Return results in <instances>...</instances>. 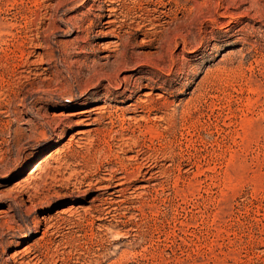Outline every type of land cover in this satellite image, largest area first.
Returning <instances> with one entry per match:
<instances>
[{
  "label": "rangeland",
  "instance_id": "obj_1",
  "mask_svg": "<svg viewBox=\"0 0 264 264\" xmlns=\"http://www.w3.org/2000/svg\"><path fill=\"white\" fill-rule=\"evenodd\" d=\"M104 5L0 0V264H264V0ZM119 56L167 107L124 133L77 116Z\"/></svg>",
  "mask_w": 264,
  "mask_h": 264
},
{
  "label": "bare ground",
  "instance_id": "obj_2",
  "mask_svg": "<svg viewBox=\"0 0 264 264\" xmlns=\"http://www.w3.org/2000/svg\"><path fill=\"white\" fill-rule=\"evenodd\" d=\"M117 2H118V0H105L104 7L102 9H100L103 12L106 13V14L104 13L105 15H104L103 18H108L109 19L108 22L102 24L103 25V29H110L114 24H116V23L113 22L114 20L112 21L111 19L115 16V14L118 11L116 9V7H114V6L117 5ZM100 18H101V16H100ZM110 45H113V44H110ZM111 47L112 46L108 45V47H106L105 50L106 51L110 50ZM106 59L109 60L110 57L108 56V57H106ZM126 64H127V62L124 59V56H121V57L119 56V58H116V60L113 63H111V64L108 62L107 64H104L102 66L100 64H96V65L93 66V68L90 71V75H89V79H88L89 82L93 83L95 81V82H97L96 87H103V88H104V86H103L104 82H107L108 88L109 87L112 88L113 86H115L118 83H120V85H118L119 89H117L113 93L110 92V90H107L108 92L100 100L96 97L100 93L99 90H98V92L91 93V94L89 92H85V95H88L86 97L87 100H91L92 99V100H95L96 102L102 100L104 102L105 106H102V107L97 106L96 108H92V110L84 109L79 114H77V116H81L82 115L81 117H83V118H85V119H87L89 121V120L92 119V117L94 115H97V116H99V118L97 120H94L95 123H97L98 125H101V124L103 125V122L105 120H107V121L109 120V122H107V124L105 123L106 121L104 123L106 125H108V126L111 125L114 128L117 118H115V116L109 112V109H110V104L109 103L111 102V98L112 97L118 98V99L125 98L126 101H130L126 108L118 107L117 110H116L117 112L121 111V115L118 116V118H119V121L123 125L122 129H120V130H122V133H124L126 131V128L124 127V125L126 123L130 124L129 122H132V121L134 123L137 122V117L140 115V113H152V111H159L162 115H165V113L167 112V107H166V103L160 104L161 101L163 100L162 98H159V100H158L160 102L159 103L160 106L156 107L155 104L152 101V99L154 98L153 93L145 94V95H139L138 94L139 90L141 89V88L139 89V85L140 84H139L138 80H134V79H131V78H126V77L120 78L119 74L122 71V67H124ZM26 66H30V65L27 64ZM139 73H141V71ZM148 80H149V84L146 85V87H152L151 84L154 85V84L157 83V82L155 83L154 79L151 78V77ZM73 103H74V101H73ZM129 115H133V116H129ZM161 120L163 122L165 121L164 118H161ZM113 132H114L113 129L108 130V132L102 138H99V141H105V142H107V144H109L108 139L111 140L113 138L111 136L113 134ZM82 134H83V132H82ZM129 140H131V139L123 138V141H129ZM145 168H147L148 171L145 174L141 173L140 176H142L143 178L146 177L149 174L150 170L153 169V166L151 164H145ZM125 172H126V170H125ZM133 172H135V171H133ZM129 173H131V172H129ZM126 174H127V172H126ZM124 176H125V174H124ZM130 176H131V174H130ZM133 177L134 176H132V178ZM126 179L127 178H123V177L118 179L117 182H120V184H118L117 186L119 188L123 187L125 185L124 181ZM117 193H122V192H121V190H119V191L115 192V194H117Z\"/></svg>",
  "mask_w": 264,
  "mask_h": 264
}]
</instances>
